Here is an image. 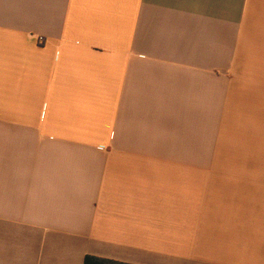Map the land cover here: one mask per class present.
<instances>
[{
	"label": "crops",
	"instance_id": "1",
	"mask_svg": "<svg viewBox=\"0 0 264 264\" xmlns=\"http://www.w3.org/2000/svg\"><path fill=\"white\" fill-rule=\"evenodd\" d=\"M87 256L264 264V0H0V264Z\"/></svg>",
	"mask_w": 264,
	"mask_h": 264
},
{
	"label": "rangeland",
	"instance_id": "2",
	"mask_svg": "<svg viewBox=\"0 0 264 264\" xmlns=\"http://www.w3.org/2000/svg\"><path fill=\"white\" fill-rule=\"evenodd\" d=\"M257 116L260 117V113ZM249 117L252 119L254 116L249 115ZM250 118L240 121L235 129H239L242 133L248 132L252 123ZM239 143L242 147L241 151L247 153L248 138L240 139ZM247 158L243 159V163L231 164L238 167L209 171V197H248L250 170Z\"/></svg>",
	"mask_w": 264,
	"mask_h": 264
},
{
	"label": "trees",
	"instance_id": "3",
	"mask_svg": "<svg viewBox=\"0 0 264 264\" xmlns=\"http://www.w3.org/2000/svg\"><path fill=\"white\" fill-rule=\"evenodd\" d=\"M84 264H124V263H119L115 261L104 260V259H99V258L92 257V256H87L85 258Z\"/></svg>",
	"mask_w": 264,
	"mask_h": 264
}]
</instances>
